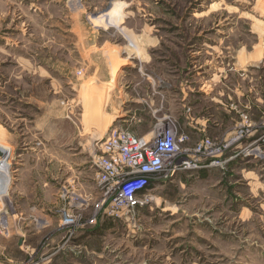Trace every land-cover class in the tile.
I'll use <instances>...</instances> for the list:
<instances>
[{"label": "rangeland", "instance_id": "1", "mask_svg": "<svg viewBox=\"0 0 264 264\" xmlns=\"http://www.w3.org/2000/svg\"><path fill=\"white\" fill-rule=\"evenodd\" d=\"M245 117L256 140L264 0H0V264H264V158L179 172L122 219L96 210L111 128L150 140L170 118L195 148ZM64 187L87 200L78 227Z\"/></svg>", "mask_w": 264, "mask_h": 264}, {"label": "built area", "instance_id": "2", "mask_svg": "<svg viewBox=\"0 0 264 264\" xmlns=\"http://www.w3.org/2000/svg\"><path fill=\"white\" fill-rule=\"evenodd\" d=\"M247 123L245 117L243 123L223 142L216 143L204 138L195 148L186 147L189 135L180 132L170 118H166V125L159 131L160 124L155 125V133L150 140L124 127L111 128L101 143L100 154L93 162L96 184L102 197L96 207L97 212L105 209L110 217L122 219L129 213L150 206L155 200L154 186L172 181L179 172L223 169L242 156L253 155L261 160L264 158L261 151L264 133L251 140L254 138L253 125ZM248 139L251 143L242 146L241 143ZM239 149V152L226 157ZM77 198L81 203L74 202L73 188H63L62 199L68 204L61 211V226H79V216H73L71 208L79 205L86 209L88 205L87 200ZM67 220L72 224L66 225ZM96 220L89 223L96 224Z\"/></svg>", "mask_w": 264, "mask_h": 264}, {"label": "crops", "instance_id": "3", "mask_svg": "<svg viewBox=\"0 0 264 264\" xmlns=\"http://www.w3.org/2000/svg\"><path fill=\"white\" fill-rule=\"evenodd\" d=\"M231 112V111H230ZM203 129H206V127H207V122H206V120L204 121V123H203ZM232 163H234V162H232ZM231 163V164H232ZM247 164V163H246ZM262 165H264L263 163L262 164H260V166H262ZM83 174H84V176H83V178H88V176H89V174H90V168L89 167H87V166H85V168H84V170H83V172H82ZM202 174H203V176L205 175V174H207L208 173V171L207 170H204V171H202L201 172ZM86 176V177H85ZM164 184H166V183H164ZM85 186V185H84ZM155 187L156 186H154V190H155ZM98 226H99V229L101 228V229H106L107 228V225L105 224L104 226L102 225V224H98ZM97 229V228H96ZM104 230H102V232L104 231ZM99 231H101V230H99ZM93 231H87V234H86V236L85 237H90L91 236V233H92ZM99 235V234H98ZM13 259H11V260H5V263H9V264H12L13 263V261H12Z\"/></svg>", "mask_w": 264, "mask_h": 264}, {"label": "bare ground", "instance_id": "4", "mask_svg": "<svg viewBox=\"0 0 264 264\" xmlns=\"http://www.w3.org/2000/svg\"><path fill=\"white\" fill-rule=\"evenodd\" d=\"M112 18H114V17H111V18H109V19H112ZM113 20V19H112ZM108 23V22H107ZM108 27V26H107ZM0 154H1V149H0ZM0 175H2V176H5V180H4V184H5V186H3V191L2 190H0V191H2V194H5V193H7V190H8V187L10 186V182H11V180H10V177H9V175H8V169L7 168H4V167H2L1 165H0ZM6 177H8V180H7V178ZM3 179V178H2ZM3 183V182H2ZM2 183H0L1 185H2ZM3 197V196H2ZM70 221H66V225L67 224H72V222H70Z\"/></svg>", "mask_w": 264, "mask_h": 264}]
</instances>
